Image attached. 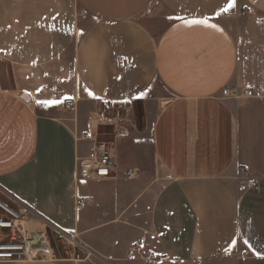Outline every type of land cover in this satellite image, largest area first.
<instances>
[{"label":"crops","instance_id":"crops-1","mask_svg":"<svg viewBox=\"0 0 264 264\" xmlns=\"http://www.w3.org/2000/svg\"><path fill=\"white\" fill-rule=\"evenodd\" d=\"M227 6L0 0V198L54 252L8 264H145L134 243L180 258L158 264H264V0ZM246 85L243 103L221 95ZM101 129L116 168L77 179L79 136Z\"/></svg>","mask_w":264,"mask_h":264},{"label":"built area","instance_id":"built-area-1","mask_svg":"<svg viewBox=\"0 0 264 264\" xmlns=\"http://www.w3.org/2000/svg\"><path fill=\"white\" fill-rule=\"evenodd\" d=\"M84 18V16L82 15ZM255 94L252 85L238 89L223 88L221 95L234 99L239 103L252 98ZM66 111L75 109V99H68L63 103ZM80 139L90 141L91 151L88 156L76 158L75 177L77 179H106L112 176L116 168L113 154V142L99 139V133L86 131L79 136ZM78 207L83 201L77 199ZM26 212L16 209L0 198V264L13 262L45 261L53 258L54 252L49 241V230L45 233L30 231L27 227ZM57 240L65 242L70 248L77 245L74 234L65 231L50 229ZM130 255H137L145 264H158L166 262L178 263L180 258L167 252H143L139 243H134L129 251ZM92 253L86 251L84 255L74 254L72 261L90 262Z\"/></svg>","mask_w":264,"mask_h":264},{"label":"rangeland","instance_id":"rangeland-1","mask_svg":"<svg viewBox=\"0 0 264 264\" xmlns=\"http://www.w3.org/2000/svg\"><path fill=\"white\" fill-rule=\"evenodd\" d=\"M119 109H121V108H119ZM130 109L131 110L134 109V113H132L133 117H134L135 120H137L139 122V125H140V121H141L140 105L139 104H135V107L133 106V108H130ZM130 109H129L128 106H126V107L122 108V110H120L122 112H120L118 114V116L122 118L121 120L124 123H126L127 125H129L130 123L128 122V119H126L125 117L127 116V111L128 112L131 111ZM99 131H100V132H98L99 133V139L106 140V141H109L110 139H112L111 138L112 133H109V130L107 131V130L101 129ZM110 132H112V131H110Z\"/></svg>","mask_w":264,"mask_h":264},{"label":"snow or ice","instance_id":"snow-or-ice-1","mask_svg":"<svg viewBox=\"0 0 264 264\" xmlns=\"http://www.w3.org/2000/svg\"><path fill=\"white\" fill-rule=\"evenodd\" d=\"M234 6V0H228V6L223 9V11H228L229 8ZM44 103H55V102H44Z\"/></svg>","mask_w":264,"mask_h":264},{"label":"water","instance_id":"water-1","mask_svg":"<svg viewBox=\"0 0 264 264\" xmlns=\"http://www.w3.org/2000/svg\"><path fill=\"white\" fill-rule=\"evenodd\" d=\"M22 99H24L25 101H28V98L25 97V95L22 96ZM122 105V103L118 102V103H113L114 107H120Z\"/></svg>","mask_w":264,"mask_h":264}]
</instances>
